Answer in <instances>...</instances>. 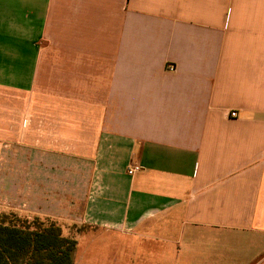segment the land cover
Listing matches in <instances>:
<instances>
[{
	"label": "crops",
	"instance_id": "crops-1",
	"mask_svg": "<svg viewBox=\"0 0 264 264\" xmlns=\"http://www.w3.org/2000/svg\"><path fill=\"white\" fill-rule=\"evenodd\" d=\"M10 210L74 264H264V0H0Z\"/></svg>",
	"mask_w": 264,
	"mask_h": 264
},
{
	"label": "trees",
	"instance_id": "trees-1",
	"mask_svg": "<svg viewBox=\"0 0 264 264\" xmlns=\"http://www.w3.org/2000/svg\"><path fill=\"white\" fill-rule=\"evenodd\" d=\"M77 245L55 221L0 215V264H74Z\"/></svg>",
	"mask_w": 264,
	"mask_h": 264
},
{
	"label": "built area",
	"instance_id": "built-area-1",
	"mask_svg": "<svg viewBox=\"0 0 264 264\" xmlns=\"http://www.w3.org/2000/svg\"><path fill=\"white\" fill-rule=\"evenodd\" d=\"M170 69H171V70H175V67L172 65V66L170 67ZM231 116H232V117H235V116H237V113H236L235 111H232V112H231ZM141 168H142V167H141L140 165H138V164L133 165V166L129 167V169H128V173L132 175V174H134V173L140 171Z\"/></svg>",
	"mask_w": 264,
	"mask_h": 264
},
{
	"label": "rangeland",
	"instance_id": "rangeland-1",
	"mask_svg": "<svg viewBox=\"0 0 264 264\" xmlns=\"http://www.w3.org/2000/svg\"><path fill=\"white\" fill-rule=\"evenodd\" d=\"M4 213V212H3ZM5 213H15V214H17V215H19L18 213H16L15 211H12V210H10V211H7V212H5ZM20 216V215H19ZM20 217H22V216H20ZM22 218H25V217H22ZM30 221H32L33 219H29ZM59 224V223H58ZM59 225H61V224H59ZM62 226V225H61ZM63 227V226H62ZM66 227H68V226H66ZM69 228V227H68ZM74 228L72 227V226H70V228H69V230H73Z\"/></svg>",
	"mask_w": 264,
	"mask_h": 264
}]
</instances>
